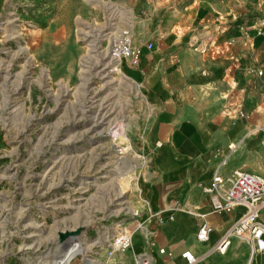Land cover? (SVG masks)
<instances>
[{
    "label": "rangeland",
    "instance_id": "374dc122",
    "mask_svg": "<svg viewBox=\"0 0 264 264\" xmlns=\"http://www.w3.org/2000/svg\"><path fill=\"white\" fill-rule=\"evenodd\" d=\"M236 2L264 18V0ZM145 17L129 0H0V264H134L111 242L143 225L153 107L109 42Z\"/></svg>",
    "mask_w": 264,
    "mask_h": 264
},
{
    "label": "crops",
    "instance_id": "0c3cea01",
    "mask_svg": "<svg viewBox=\"0 0 264 264\" xmlns=\"http://www.w3.org/2000/svg\"><path fill=\"white\" fill-rule=\"evenodd\" d=\"M129 1L146 7L145 28L132 34L153 43L136 66L153 107L152 174L132 257L181 264V251L190 249L194 264H242L250 249L239 237H230L224 253L214 249L242 207L213 211L203 187L215 171L264 177V18L240 13L236 0ZM203 220L210 230L202 241Z\"/></svg>",
    "mask_w": 264,
    "mask_h": 264
},
{
    "label": "built area",
    "instance_id": "2783aa9c",
    "mask_svg": "<svg viewBox=\"0 0 264 264\" xmlns=\"http://www.w3.org/2000/svg\"><path fill=\"white\" fill-rule=\"evenodd\" d=\"M249 26L256 27L257 22ZM111 36L110 57L116 63L127 61L132 65H137L144 49L153 46L152 41H142L134 37L130 27L120 28L116 34ZM257 73L262 74L263 70L257 69ZM203 189L209 196L212 210L217 213L231 212L242 207L236 221L224 232L214 249L224 253L230 237L235 235L246 241L250 249L247 260L242 264H264V220L260 217L264 208V177L245 169L235 170L228 175L215 171ZM136 229L123 227L114 235L111 245L117 249L129 248ZM209 230L207 221L203 220L197 229V238L202 241L206 240ZM158 250L171 255V252L166 251L164 247H159ZM258 253L261 255L259 256ZM180 255L183 258L181 264H194L197 260L190 249H184ZM133 262L134 264H153V256L136 254Z\"/></svg>",
    "mask_w": 264,
    "mask_h": 264
},
{
    "label": "water",
    "instance_id": "95a60500",
    "mask_svg": "<svg viewBox=\"0 0 264 264\" xmlns=\"http://www.w3.org/2000/svg\"><path fill=\"white\" fill-rule=\"evenodd\" d=\"M82 226L76 227L75 229L71 230H65V231H60V239H63L66 236H78L81 233Z\"/></svg>",
    "mask_w": 264,
    "mask_h": 264
},
{
    "label": "bare ground",
    "instance_id": "6f19581e",
    "mask_svg": "<svg viewBox=\"0 0 264 264\" xmlns=\"http://www.w3.org/2000/svg\"><path fill=\"white\" fill-rule=\"evenodd\" d=\"M76 236H70L69 242L72 241Z\"/></svg>",
    "mask_w": 264,
    "mask_h": 264
}]
</instances>
